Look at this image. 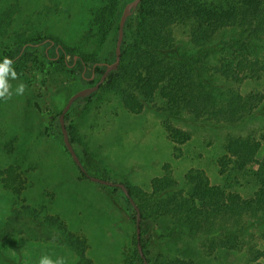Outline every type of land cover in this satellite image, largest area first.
Segmentation results:
<instances>
[{
	"label": "rangeland",
	"instance_id": "obj_1",
	"mask_svg": "<svg viewBox=\"0 0 264 264\" xmlns=\"http://www.w3.org/2000/svg\"><path fill=\"white\" fill-rule=\"evenodd\" d=\"M127 1L0 0V62L10 58L17 73L10 79L12 98L0 100V264H38L45 255L64 257L67 264H142L130 253L132 207L120 189L88 176L131 189L145 214L139 233L146 264L174 258L192 264H257L248 255L264 249V220L196 214L187 222L180 207L189 175L199 174L203 184L224 185L229 138L258 140L264 133V69L257 78L242 76V62L264 63V42L257 58L233 53L199 58L205 67L201 80L215 88L217 104L233 95L244 100L232 122L219 113L175 114L156 95L140 100V111L132 113L121 93L135 89L120 75L114 86H99L89 100L75 99L63 115L85 176L62 143L57 115L66 99L98 79L91 72L94 55L105 52V62L113 60L115 38L105 40L97 17L103 12L106 22H117ZM173 30L174 44L187 45L184 28ZM63 48L68 49L66 64L58 58ZM73 56L81 62L70 66ZM223 57L231 60V74L214 72L225 63ZM19 84L26 85L23 95L15 94ZM240 189L241 196L249 194ZM228 230L235 233L234 250L221 244L209 248L211 234Z\"/></svg>",
	"mask_w": 264,
	"mask_h": 264
},
{
	"label": "trees",
	"instance_id": "obj_2",
	"mask_svg": "<svg viewBox=\"0 0 264 264\" xmlns=\"http://www.w3.org/2000/svg\"><path fill=\"white\" fill-rule=\"evenodd\" d=\"M103 14L102 12L97 17V22L96 18L93 21L97 23V29L101 30L107 41L111 36L116 37L117 22L115 19L106 22ZM174 26L184 28L187 45L177 47L174 44ZM129 36L131 39L127 40ZM263 42L264 0H140L134 15L124 22L118 64L114 70L107 73L99 86L103 84L114 86L118 76H125L132 83L135 92L123 91L121 100L123 106L132 113L140 111L142 106L140 100H150L156 95L165 105V109L173 110L175 114L189 111L197 117L203 113L210 116L219 113L226 123L232 122L234 119H231V116L242 113L243 110L235 115L243 108L244 100L241 101L240 97L233 95L225 104H217L215 88L201 80L205 67L199 58L225 53L239 54L243 56L242 58L251 54L257 58ZM174 47L179 52H176ZM67 50L61 49L58 55L63 64H66L64 58ZM103 54L102 57L99 55L92 57L91 72L98 74L97 78L103 72L104 63L111 62H105L108 59L105 52ZM188 54H192L194 58L186 60ZM14 56L12 55V58ZM221 59L225 63L219 62L220 70L214 72L231 74L232 66L229 62L231 60L226 57ZM82 60L86 64V61ZM80 62L81 58L78 56L74 61L71 59L70 66L78 65ZM242 63L245 69L242 76L245 79L257 78L259 71L264 69V63L260 65L256 62ZM87 83L92 85L95 81L90 80ZM91 96L89 94L79 99L89 100ZM221 106L223 112H220ZM66 130L72 145L73 138L67 127ZM225 152L229 165L228 176L223 186L203 184L205 181L199 174L189 175L187 197L182 199L180 207L187 222L196 214L209 217L228 215L231 218L246 214L252 216L255 221L264 220V133L258 140L231 137L225 144ZM84 172L81 174L85 176ZM237 186L248 190L249 194L246 197L241 196L236 190ZM125 187L138 209L140 224L145 214L133 199L131 189L126 185ZM125 200L129 204L126 197ZM211 235L213 239L208 243L209 248H219V244L229 252L236 248L234 231L228 230L219 235ZM132 242L131 258L141 263L143 259L147 261L144 255L140 257L136 250L135 232ZM139 244L141 248L144 245L140 233ZM248 260L264 264V249H252ZM157 264L192 262L174 258Z\"/></svg>",
	"mask_w": 264,
	"mask_h": 264
},
{
	"label": "water",
	"instance_id": "obj_3",
	"mask_svg": "<svg viewBox=\"0 0 264 264\" xmlns=\"http://www.w3.org/2000/svg\"><path fill=\"white\" fill-rule=\"evenodd\" d=\"M139 1L140 0H129L121 8V11H120V14H119L118 20H117L116 37H115V42H114V46H113V54H114L113 60L110 63H104L103 72L101 73L100 77L95 81L94 84L82 87V88L78 89L77 91H75L74 93H72L66 99L62 109L60 110V112L57 115V123H58L59 129H60L62 143H63L66 151L70 155V158L75 163V165L78 167L80 172H84V169L81 166V164H80V162H79V160H78V158H77V156L73 150L71 143L69 142L67 130H66V127H65L64 122H63V115H64L65 111L69 108L70 104L75 99L80 98V97H85V96L91 94L92 92H94L98 88V86L103 82L107 73L116 68V66L118 64V58H119V53H120V43H121V39H122V29H123L125 19L129 16L130 12L136 8ZM25 45L26 44L22 45V48L25 47ZM74 60H75V56H73V61ZM85 175H86V173H85ZM88 178L94 182H98V183L109 185V186L118 187L121 190V192L123 193V195L127 198L129 204L131 205L132 209L134 210L135 247H136V250H137L139 256L143 257L141 247L139 244V212H138L137 207L133 203L132 199L128 195L125 185L121 182H113L110 180L102 179L100 177L88 176ZM142 264H146V261L144 259L142 260Z\"/></svg>",
	"mask_w": 264,
	"mask_h": 264
},
{
	"label": "clouds",
	"instance_id": "obj_4",
	"mask_svg": "<svg viewBox=\"0 0 264 264\" xmlns=\"http://www.w3.org/2000/svg\"><path fill=\"white\" fill-rule=\"evenodd\" d=\"M11 80L17 79V73L13 69V61L5 57L2 62H0V100L7 102L13 96ZM26 85L19 84L15 89L16 95H23ZM38 264H67L64 257H58L53 260L49 256L45 255L40 257Z\"/></svg>",
	"mask_w": 264,
	"mask_h": 264
}]
</instances>
